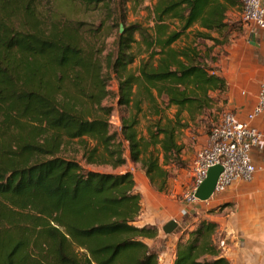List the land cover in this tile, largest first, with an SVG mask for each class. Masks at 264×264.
Listing matches in <instances>:
<instances>
[{
	"label": "trees",
	"instance_id": "1",
	"mask_svg": "<svg viewBox=\"0 0 264 264\" xmlns=\"http://www.w3.org/2000/svg\"><path fill=\"white\" fill-rule=\"evenodd\" d=\"M46 1L0 0V264H159L146 243L158 228L137 225L134 174L86 166L117 170L131 161L165 189L172 169L185 166L181 133L225 109L228 83L215 49L228 44L229 13L242 0H155L149 24L118 21L104 57V24L46 29ZM67 1L110 10L115 0ZM114 80L128 113L119 131L111 130L114 109L103 105ZM73 142L78 161L61 156ZM188 224L173 264H229L216 223L201 216Z\"/></svg>",
	"mask_w": 264,
	"mask_h": 264
},
{
	"label": "crops",
	"instance_id": "2",
	"mask_svg": "<svg viewBox=\"0 0 264 264\" xmlns=\"http://www.w3.org/2000/svg\"><path fill=\"white\" fill-rule=\"evenodd\" d=\"M234 32V45L231 48L223 47L224 53L218 66L228 83V92L223 97L227 100L225 112L233 111L243 120L254 107L260 87L264 84V31L246 23ZM255 124L264 128V115L258 117ZM192 128L184 131L188 133ZM197 132L199 135L191 139L192 150L184 155V159L188 161H194L210 131ZM126 156L128 157V153ZM253 162L258 171L251 182L235 183L226 194L218 198L217 205L209 208H218L217 210L208 213L207 209L197 218L193 217L188 221L189 224L195 223L202 216L217 224L215 243L229 264H264V142L254 148ZM128 163L130 164L129 161ZM129 171L134 174L137 189L142 194V212L146 211L141 214L137 225L158 228L157 239L147 240L146 243L154 248L155 242L164 238L166 245L163 248H167L169 244L172 247L170 256L168 253L166 255L173 264L176 245L184 230L179 222L184 218L183 204L164 191L154 189L144 173L137 175L134 169ZM172 220L180 226L179 235L174 237L173 234L166 235L162 230Z\"/></svg>",
	"mask_w": 264,
	"mask_h": 264
},
{
	"label": "rangeland",
	"instance_id": "3",
	"mask_svg": "<svg viewBox=\"0 0 264 264\" xmlns=\"http://www.w3.org/2000/svg\"><path fill=\"white\" fill-rule=\"evenodd\" d=\"M134 0H115L111 6L110 10L109 8L100 7L99 9L94 10H88L85 7H83L78 2H71L67 0H49L46 2H43L40 4V15L41 18L44 20L45 25L47 26L46 29H49V27L52 26L53 23L57 22L60 24L65 23L69 26H78L79 23H86L88 28L91 29H97L101 24H104L105 27L102 32V41L105 42L106 45V51L103 54V57L108 53L109 51L113 50L114 47V41L118 35V29L116 25L118 24L119 20H124L125 24H131V23H142L144 25L149 24L147 17H148V10H146L147 7L152 8V6L155 3V0H146L144 4L140 7L136 6L134 7L133 4ZM229 23L233 25L231 35L229 37V42L225 46H229L231 48L234 45V38L233 35H235L236 32L233 33V31H238L239 28H242L246 22L243 19L242 16V10H232L229 13L228 17ZM235 25V26H234ZM68 28H63L62 30H67ZM90 41L95 44V48L98 46V42L96 40L92 41L88 36L85 38V43ZM184 41V40H183ZM208 46L212 45L210 42L206 43ZM224 47V46H223ZM223 47H217L215 49V55H218V58L220 59L222 53H224ZM108 91L110 92L108 98L103 102L104 106L112 107L114 109V112L111 117V130L112 131H119L121 127V117L127 116L128 113L126 112L125 108L120 107L117 102V90L118 85L117 82L114 80L109 83ZM225 109L213 110L212 112H208L202 122H199L198 125H194V127L186 133V131L182 132L179 141L184 146L183 152V160L185 162V166L183 168H173L171 172V177L163 190L164 193L168 196H172L175 200L182 202L185 194L190 189L191 184V178H192V166L193 161H188L187 159H184V155H186L188 152L192 150V142L191 139L193 137L198 136V132L201 133H208L211 131L219 122L222 115L224 114ZM174 108H171L168 110L167 114L168 116H173ZM147 125V120L145 118H141V124H140V131L144 132ZM72 148H65L61 156L65 158L75 159L78 161L79 157L78 153L75 152L78 151V143L73 142ZM126 166L119 168L117 170H113L110 166H86L88 169L99 171V172H115L120 173V171H125L129 169H134V172L138 175L139 173H144L141 169L139 164L132 163L129 161ZM84 164V163H83ZM85 165V164H84ZM145 175V173H144ZM154 189L155 187L152 186ZM219 203V200L214 199L208 202H200L197 203L195 206H192L189 211V213L180 220V226H183L184 224H187L188 221H191V219L197 218L198 215H201L204 213L207 209L214 207ZM146 211L143 210L142 215ZM179 231H175L173 234L174 236L179 235ZM171 235V234H170ZM164 238L158 239L155 244L154 248L157 249L160 253V259L159 264H171L170 259L168 256H170V252L172 251V247H170V244L167 248H163L164 245ZM164 249V251L162 250ZM168 253V254H167ZM167 254V255H166Z\"/></svg>",
	"mask_w": 264,
	"mask_h": 264
},
{
	"label": "built area",
	"instance_id": "4",
	"mask_svg": "<svg viewBox=\"0 0 264 264\" xmlns=\"http://www.w3.org/2000/svg\"><path fill=\"white\" fill-rule=\"evenodd\" d=\"M242 16L247 24L264 31L263 0H242ZM263 115L264 84L245 119H240L233 111L224 112L193 161L191 184L183 199L182 216L185 217L192 206L203 202L195 194L212 167L221 166L223 172L208 201L217 200L237 182H251L254 179L258 167L253 162V150L264 142V128L257 126L255 121Z\"/></svg>",
	"mask_w": 264,
	"mask_h": 264
},
{
	"label": "water",
	"instance_id": "5",
	"mask_svg": "<svg viewBox=\"0 0 264 264\" xmlns=\"http://www.w3.org/2000/svg\"><path fill=\"white\" fill-rule=\"evenodd\" d=\"M222 172H223V169L221 166H215L209 170L207 179L198 188V190L195 194V196L200 201L206 202V201L211 199V197L215 191V187H216L218 178ZM162 230L166 235H170V234L174 233L175 231H180V226L175 220H172V221L168 222L163 227Z\"/></svg>",
	"mask_w": 264,
	"mask_h": 264
}]
</instances>
